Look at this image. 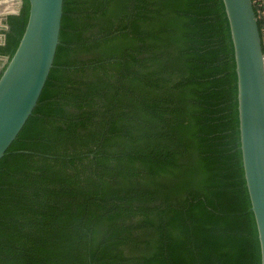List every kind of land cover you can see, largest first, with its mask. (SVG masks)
<instances>
[{
	"label": "trees",
	"instance_id": "1",
	"mask_svg": "<svg viewBox=\"0 0 264 264\" xmlns=\"http://www.w3.org/2000/svg\"><path fill=\"white\" fill-rule=\"evenodd\" d=\"M28 11L7 15L0 55ZM250 205L223 1L63 0L0 158V264H260Z\"/></svg>",
	"mask_w": 264,
	"mask_h": 264
},
{
	"label": "water",
	"instance_id": "2",
	"mask_svg": "<svg viewBox=\"0 0 264 264\" xmlns=\"http://www.w3.org/2000/svg\"><path fill=\"white\" fill-rule=\"evenodd\" d=\"M229 23L237 77L239 139L245 183L264 264V51L253 0H222ZM20 41L0 75V158L32 113L59 43L63 0H28ZM22 0H0V44L8 14ZM2 64V65H3Z\"/></svg>",
	"mask_w": 264,
	"mask_h": 264
},
{
	"label": "built area",
	"instance_id": "3",
	"mask_svg": "<svg viewBox=\"0 0 264 264\" xmlns=\"http://www.w3.org/2000/svg\"><path fill=\"white\" fill-rule=\"evenodd\" d=\"M257 8V17L264 21V0H253Z\"/></svg>",
	"mask_w": 264,
	"mask_h": 264
},
{
	"label": "crops",
	"instance_id": "4",
	"mask_svg": "<svg viewBox=\"0 0 264 264\" xmlns=\"http://www.w3.org/2000/svg\"><path fill=\"white\" fill-rule=\"evenodd\" d=\"M260 33H261L262 47H263V51H264V21H263V24L261 26Z\"/></svg>",
	"mask_w": 264,
	"mask_h": 264
},
{
	"label": "flooded vegetation",
	"instance_id": "5",
	"mask_svg": "<svg viewBox=\"0 0 264 264\" xmlns=\"http://www.w3.org/2000/svg\"><path fill=\"white\" fill-rule=\"evenodd\" d=\"M2 64H3V63H2V61L0 60V67L2 66Z\"/></svg>",
	"mask_w": 264,
	"mask_h": 264
}]
</instances>
